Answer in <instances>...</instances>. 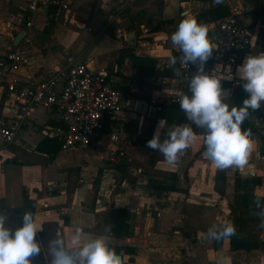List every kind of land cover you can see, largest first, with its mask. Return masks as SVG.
I'll return each instance as SVG.
<instances>
[{"label": "crops", "instance_id": "obj_1", "mask_svg": "<svg viewBox=\"0 0 264 264\" xmlns=\"http://www.w3.org/2000/svg\"><path fill=\"white\" fill-rule=\"evenodd\" d=\"M29 1L0 0V56L11 34L22 31L20 19L27 13ZM70 1L85 15L91 29L79 30L72 22L56 26L51 23L49 12L41 8L29 29V63L17 76L22 82L37 83L62 67L69 54H74L94 67L106 66L118 78L117 87L124 93V100L118 111L107 115L106 131L86 149L52 152L56 146L47 138L46 130L57 126L59 120L54 110L46 108L30 110L23 133L12 144H5L0 137V199L9 225H18L25 212L31 213L41 229L37 238L43 253L44 243L58 236L71 247L73 229L80 226L82 240L106 235L111 247L121 246L125 264H264V246L251 251L216 249L215 240L206 238L210 227L228 222L229 200L215 190L216 167L204 156L203 131H194L189 148L174 164L146 147L160 123L161 140L178 125L173 111L167 110L161 116L158 111L161 104L187 94L184 84L195 73L196 66L186 71L179 60L170 66L169 58L180 56L171 42L170 46L158 42L149 52L157 60L153 77L148 76L144 66H134L132 61L128 64V57L121 64L122 41L105 31L109 18L101 13L100 2ZM187 4L189 0H164L161 14L174 18ZM260 5L253 0H233L232 7L247 8L241 19L251 23V16H256L254 11ZM182 13L192 18L197 10L188 7ZM256 24L264 25L261 16ZM251 31L255 37V31ZM210 40L215 42L212 37ZM249 55L252 54H245L241 64ZM238 66L232 70L223 68L214 75L232 93L231 86L224 82L236 79ZM147 76L154 80V85H145ZM229 76L233 80L229 81ZM17 109L7 87L0 83V114H15ZM250 119L257 130L251 135L252 151L244 169L253 165L254 175L264 177L258 158L264 153L260 137L264 120ZM185 124L192 127L188 121L179 123ZM114 133L120 136L117 143L111 139ZM112 147L118 148L116 155L112 154ZM169 172L176 177H168ZM149 179L168 188H153L146 183ZM233 182L230 179L226 183V192ZM256 194L264 195V188L257 187ZM114 208L129 211L128 235L110 229ZM189 232L193 238L181 241ZM260 237L264 241V231ZM34 258L32 264H37Z\"/></svg>", "mask_w": 264, "mask_h": 264}, {"label": "clouds", "instance_id": "obj_2", "mask_svg": "<svg viewBox=\"0 0 264 264\" xmlns=\"http://www.w3.org/2000/svg\"><path fill=\"white\" fill-rule=\"evenodd\" d=\"M170 40L180 52L179 57L169 58L170 66H175L178 60L181 65L196 66L195 73L186 81L188 94L180 96L178 103L187 120L204 130V156L219 170L244 167L251 155L252 143L250 130L243 129L242 124L250 109L258 111L264 107V54L249 55L237 67L235 76L243 82L247 95L241 106H230L226 98L231 96V89H225L221 79L205 70L215 47L207 27L186 16ZM227 79L231 81L233 77ZM161 129L160 123L146 147L161 153L169 164L177 163L192 143L194 129L189 124L177 125L163 140ZM256 203L260 205L259 200ZM8 220L7 213L0 212V264H32V258L41 254V242L37 238L40 227L29 212L23 214L18 225H9ZM235 234L234 223L225 221L210 227L206 238L219 241ZM82 235L83 228L76 226L70 237L71 247L60 236L49 239L50 257L46 258V264H124L106 235L85 240Z\"/></svg>", "mask_w": 264, "mask_h": 264}, {"label": "built area", "instance_id": "obj_3", "mask_svg": "<svg viewBox=\"0 0 264 264\" xmlns=\"http://www.w3.org/2000/svg\"><path fill=\"white\" fill-rule=\"evenodd\" d=\"M51 7L68 10L70 3L67 0H30L25 9L27 13L20 19L22 30L27 31L26 36L15 45L19 30L11 34L0 56V83L7 87L12 100L18 105L15 114L0 115V137L5 144H12L23 133L30 110L46 108L54 110L59 120L57 126L46 130V135L62 141L64 150L86 149L106 131V117L121 108L124 93L117 87L118 78L106 66L94 67L74 54H69L62 67L37 83L20 80L18 72L29 63L32 18L41 8L50 12ZM246 9L233 6L229 15L202 23L208 29L209 38L215 33L217 43L212 66L207 64L205 68L210 75L220 74L225 66V69L232 70L239 55L253 46L254 33L238 17ZM179 65L186 71L194 68L191 64ZM174 100L178 101V98ZM111 139L117 143L120 136L114 133ZM118 151L117 147L111 149L113 155ZM258 158L264 162V153Z\"/></svg>", "mask_w": 264, "mask_h": 264}, {"label": "trees", "instance_id": "obj_4", "mask_svg": "<svg viewBox=\"0 0 264 264\" xmlns=\"http://www.w3.org/2000/svg\"><path fill=\"white\" fill-rule=\"evenodd\" d=\"M50 9L55 10L56 7H51ZM230 13V7L228 4H226V2H223L218 3L217 5L212 4L208 6L207 8L203 9L200 14L194 15L192 18H195L200 23H204L216 21L229 15ZM254 14L257 17L261 16L264 20V8L261 10H255ZM207 17L210 19L206 21ZM256 20V18L252 19V23H249L242 19L244 24L255 31L254 44L247 52H242L239 55L237 63L234 65V67L241 64L246 53H251L252 55L264 54V25L257 27ZM109 34L112 35L110 32ZM210 60H212V58ZM242 83L243 82L238 78L234 79L233 82H224V85H229L233 89L232 95L229 98H226V102L229 103L230 106L242 105L243 100L247 95L242 88ZM160 106L161 108L159 109L160 111H158V115H164L165 111L170 110L174 112L178 125L179 123L188 121L185 114L181 111L177 100H172L169 104H161ZM250 117L264 120V112L262 108L258 111H252L250 109L248 118L242 124V128L250 130L252 135L256 131V124L250 119ZM192 127L194 131L204 132V130L197 128L194 124H192ZM260 137L264 145V133H262ZM47 138L52 140L56 146L52 152L58 153L62 149V141H60L57 137L47 136ZM226 172L227 169H217L215 175L214 187L221 196L226 195ZM167 176L170 178H175L176 174L169 172ZM146 183L150 184L153 188H168L162 182L157 183L151 179L146 180ZM257 187H264V177L259 175L244 176L239 169L236 170L233 199L228 205V221L230 223H234L236 227V234L230 237L222 238L219 241L215 240L214 242L216 249L222 245L224 246L225 242H228L230 250L251 251L264 246V241L260 237L264 231V195L260 196L255 193ZM257 200L260 201L259 206H257ZM129 218L130 213L125 208L112 209L110 213V229L119 235H128ZM117 249L120 250L119 252L123 251V248ZM210 264L214 263L211 262Z\"/></svg>", "mask_w": 264, "mask_h": 264}, {"label": "rangeland", "instance_id": "obj_5", "mask_svg": "<svg viewBox=\"0 0 264 264\" xmlns=\"http://www.w3.org/2000/svg\"><path fill=\"white\" fill-rule=\"evenodd\" d=\"M70 3V8L68 10H64L61 8H57L56 10L49 12V19L51 23L55 24L56 26L66 25L70 22L73 23L77 27V29L90 28L88 27V19L85 18L83 13H80L78 8L73 6L70 0H67ZM101 4V13L109 18V22L106 24L107 33H112L116 38L122 41L123 47L121 50V57L119 62L123 64L125 62L126 57L129 58L128 64L132 61L134 66H144L146 68V72L148 76L154 75L156 73V64L157 60L156 57L152 55L149 56V52H152L155 47L156 43L164 44L170 46V36L171 34L177 29L179 22L188 17L189 14H184V10L188 7L197 10V13L194 15L200 14L203 9L207 8L208 6L214 4L217 5L218 3L215 0H189L190 4L186 5L187 7H182L178 16L167 19L164 18L161 14L163 9L164 0H96ZM255 3L261 4L258 7V10L264 8V0H253ZM226 4L232 9L233 0H224ZM261 8V9H260ZM256 9V10H257ZM15 11V10H14ZM245 12L238 14V17H243ZM260 14V13H258ZM193 15V16H194ZM252 19H257V16H251ZM240 18V19H241ZM210 18L207 17L206 21ZM252 19L251 23H252ZM129 20V23H127ZM245 20V19H244ZM246 21V20H245ZM248 22V21H247ZM131 25L132 29L129 30L128 26ZM129 32H133L131 36ZM84 33H86L84 31ZM93 34V33H90ZM111 35V34H110ZM158 36V39H156ZM212 39H215V33L211 34ZM158 40L157 42H155ZM161 40V41H160ZM138 53L139 55H137ZM213 59L208 61V65L212 66ZM195 66V65H194ZM225 66L224 68H226ZM234 67V66H233ZM233 69V68H232ZM145 75V73L143 72ZM146 77L145 85H154V80L151 77ZM257 130V129H256ZM256 133V131L254 132ZM261 166L264 168V162H260ZM239 169L242 173V168L231 167L227 169L226 172V183L233 179L235 180V173L236 170ZM247 169V168H246ZM217 171V168H216ZM215 171V175H216ZM243 174V173H242ZM244 176H248L243 174ZM229 178V180H228ZM264 188V187H263ZM257 189V188H256ZM256 193V190H255ZM234 194V182L231 186L229 192H226L228 196L229 202L232 201ZM263 196V195H262ZM5 207L2 206L1 199H0V212H4ZM229 214V213H228ZM9 222V221H8ZM229 222V221H228ZM10 225H13L12 223ZM14 226V225H13ZM184 234V233H183ZM193 238V236L187 233L186 238H180V240H188ZM44 253L41 245V254L36 256L34 259L37 260V264H46V258L50 257V246L46 242L44 243ZM229 248L228 242H225L224 246ZM117 248H122L121 246L115 247V251L119 254H122V251ZM33 260V259H32Z\"/></svg>", "mask_w": 264, "mask_h": 264}, {"label": "water", "instance_id": "obj_6", "mask_svg": "<svg viewBox=\"0 0 264 264\" xmlns=\"http://www.w3.org/2000/svg\"><path fill=\"white\" fill-rule=\"evenodd\" d=\"M127 23H129V20H127ZM128 29L129 30H131L132 29V26L131 25H129V27H128ZM26 34H27V31L26 30H22L18 35H17V37H16V39H15V45H18L19 43H20V41L26 36ZM131 36V35H130ZM214 44V49H217V43L216 42H214L213 43ZM213 55H214V51H213ZM213 57V56H212ZM125 79H123V81H124ZM184 88H185V90H186V93L188 94V89H187V83H185L184 84ZM242 173L243 174H245V175H254L255 174V171H254V169H253V165H250L249 166V168H245L244 169V167H242ZM119 255H121V254H119ZM122 256V255H121ZM123 258V257H122Z\"/></svg>", "mask_w": 264, "mask_h": 264}]
</instances>
